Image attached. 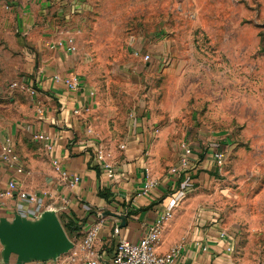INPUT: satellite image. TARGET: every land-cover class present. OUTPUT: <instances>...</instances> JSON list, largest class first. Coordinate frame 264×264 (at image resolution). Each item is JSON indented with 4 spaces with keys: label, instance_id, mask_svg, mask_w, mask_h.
I'll list each match as a JSON object with an SVG mask.
<instances>
[{
    "label": "rangeland",
    "instance_id": "obj_1",
    "mask_svg": "<svg viewBox=\"0 0 264 264\" xmlns=\"http://www.w3.org/2000/svg\"><path fill=\"white\" fill-rule=\"evenodd\" d=\"M28 11L31 31L55 34L58 47L74 39L94 139L106 153L127 140L139 110L152 130L145 155L158 184L178 170L184 141L203 158L209 148L225 151L220 168L178 179L170 206L234 235L237 264H264V0H36ZM31 44L19 26L0 24L2 86L25 82ZM74 248L35 262L72 263Z\"/></svg>",
    "mask_w": 264,
    "mask_h": 264
},
{
    "label": "crops",
    "instance_id": "obj_2",
    "mask_svg": "<svg viewBox=\"0 0 264 264\" xmlns=\"http://www.w3.org/2000/svg\"><path fill=\"white\" fill-rule=\"evenodd\" d=\"M35 4L36 0H0V11L7 14L0 24L19 26L23 39L36 48L34 56L24 50L25 55L22 53L20 72L27 74L25 82L17 80L21 85L13 87V82L2 86L0 81V152L5 138L11 137L23 164L19 173L0 160V193L16 180L25 192L37 196L35 202L21 198L17 192L1 198L0 218L12 220L20 214L36 219L45 203H50L49 209L57 210L62 224L71 221L78 226L73 234L77 243L70 255L74 259L69 264H88L96 254L111 255L122 239L138 242L171 207L167 190H173L182 176L180 170L168 172L160 178V184L142 192L149 171L145 149L150 148L147 145L152 131L147 129V118L141 117L142 110L131 115L124 149L115 148L110 155L96 142L90 113L92 92L77 72L75 53L56 46L55 34L45 29L42 33L31 31L34 17L28 9ZM65 78L77 79L79 85L70 86ZM30 88L36 90L35 95ZM37 133L50 137V149L46 142L34 139ZM54 160L61 163L60 170ZM62 171L79 175L80 182L70 186ZM152 176L157 178L155 173ZM185 213L175 212L166 222L159 252L181 246L173 264H237L234 252L228 250L234 247V235L216 226L193 224ZM96 226L98 234L91 253L82 241ZM222 231L225 237L220 236ZM2 250L0 243V264L17 263L16 255L6 263Z\"/></svg>",
    "mask_w": 264,
    "mask_h": 264
},
{
    "label": "built area",
    "instance_id": "obj_3",
    "mask_svg": "<svg viewBox=\"0 0 264 264\" xmlns=\"http://www.w3.org/2000/svg\"><path fill=\"white\" fill-rule=\"evenodd\" d=\"M59 45L66 47L69 51H76L74 39L71 37L66 41L60 40ZM134 53L136 56L141 55L145 61L151 59V54L149 53L142 55L139 50H136ZM56 79H59L58 76H56ZM65 81L73 87L79 85L77 79L65 78ZM20 85L21 84L17 82L12 84L13 87ZM30 92L32 95L36 94V90L33 88H30ZM34 139L46 142V147L49 149L52 147L50 137L45 133L34 134ZM125 147V144L121 145L122 149ZM180 147L181 154L179 156L178 170H180L181 176L184 175L186 177V180L190 179L193 175L198 174L200 170L208 168L210 165L214 168H220L226 160V153L220 148H209L203 158L202 151H197L195 146L189 141L182 142ZM99 154L102 155V150L99 151ZM0 160L11 167H15L19 173L23 171L21 158L16 151L15 142L11 137H6L2 144ZM53 163L58 170L61 169V163L58 160H54ZM62 175L72 187L77 185L81 180L79 175H69L65 171H62ZM158 183L157 178H154L147 172V180L143 185L142 192H149L152 188L157 186ZM15 192H17L21 198H28L31 202L37 201V196L25 192L16 180H12L8 183L7 188L0 193V199L5 196H13ZM172 208L173 206L167 207L138 242H131L122 239L116 244L114 252L111 255L96 254L88 264H109L110 262L112 264H173L181 250V246H174L166 253L158 251L163 228L166 222L173 216ZM97 234L98 226L92 227L87 231L82 241L83 247L91 253H93L92 250L97 239ZM220 236L225 237L226 232L222 231ZM228 250L233 251L234 247H229Z\"/></svg>",
    "mask_w": 264,
    "mask_h": 264
},
{
    "label": "water",
    "instance_id": "obj_4",
    "mask_svg": "<svg viewBox=\"0 0 264 264\" xmlns=\"http://www.w3.org/2000/svg\"><path fill=\"white\" fill-rule=\"evenodd\" d=\"M2 258L8 263L16 255V264L56 260L74 248L57 210L45 209L36 219L16 214L12 220L0 218Z\"/></svg>",
    "mask_w": 264,
    "mask_h": 264
},
{
    "label": "trees",
    "instance_id": "obj_5",
    "mask_svg": "<svg viewBox=\"0 0 264 264\" xmlns=\"http://www.w3.org/2000/svg\"><path fill=\"white\" fill-rule=\"evenodd\" d=\"M129 212H133V211L130 210ZM63 225H64L65 230L67 231V234L69 235V237L72 238L75 230H78V226H74V223L71 221L64 223Z\"/></svg>",
    "mask_w": 264,
    "mask_h": 264
}]
</instances>
